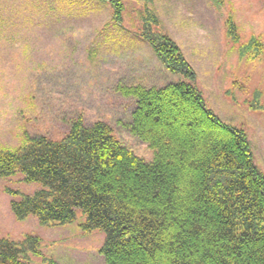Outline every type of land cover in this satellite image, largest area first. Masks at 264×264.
I'll use <instances>...</instances> for the list:
<instances>
[{
    "label": "trees",
    "instance_id": "1",
    "mask_svg": "<svg viewBox=\"0 0 264 264\" xmlns=\"http://www.w3.org/2000/svg\"><path fill=\"white\" fill-rule=\"evenodd\" d=\"M97 1L109 3L113 21L122 24L120 2ZM141 25L137 36L181 77L162 88L116 89L135 101L129 132L152 160L137 156L102 121L86 125L78 118L60 140L26 135L18 147L0 149V178L20 174L41 185L32 195L6 191L14 218L55 227L74 224L80 211L82 231L104 234V264H264V174L246 132L206 106L196 72L159 30L157 16L146 10ZM226 28L239 43L232 19ZM252 49L264 45L252 38L239 53L253 59ZM259 95L250 108H259ZM40 244L31 235L20 242L0 238V264L45 261Z\"/></svg>",
    "mask_w": 264,
    "mask_h": 264
},
{
    "label": "rangeland",
    "instance_id": "2",
    "mask_svg": "<svg viewBox=\"0 0 264 264\" xmlns=\"http://www.w3.org/2000/svg\"><path fill=\"white\" fill-rule=\"evenodd\" d=\"M122 24L110 27L113 10L97 0H0V149L18 147L28 136L60 140L72 121H102L137 156L152 152L129 132L133 99L119 85L162 88L181 79L164 70L140 40L141 15L153 10L160 31L176 42L197 75L206 106L246 132L255 164L264 174V49L247 59L239 46L257 38L264 45V0H116ZM220 1V0H219ZM158 13V14H157ZM235 23L239 43L228 35ZM251 55V54H250ZM258 92L259 108H250ZM39 183L20 174L0 178V238L41 240V258L29 264H104V234L87 233L78 211L74 224L44 227L35 217L14 218L7 190L32 195Z\"/></svg>",
    "mask_w": 264,
    "mask_h": 264
},
{
    "label": "crops",
    "instance_id": "3",
    "mask_svg": "<svg viewBox=\"0 0 264 264\" xmlns=\"http://www.w3.org/2000/svg\"><path fill=\"white\" fill-rule=\"evenodd\" d=\"M149 10V9H148ZM154 10V9H153ZM151 11V10H149V11H151V12H153L154 14H156V12L155 11ZM158 14V13H157ZM162 19L160 18V22L162 23V21H161ZM110 27H111V29H113V30H118V28H120V26L118 25V24H116L114 21H112V23L110 24ZM169 35V34H168ZM181 49V48H180ZM182 50V49H181ZM152 52V51H151ZM155 56V55H154ZM186 57V56H185ZM155 59L157 60V58H156V56H155ZM187 59V58H186ZM158 61V60H157Z\"/></svg>",
    "mask_w": 264,
    "mask_h": 264
}]
</instances>
